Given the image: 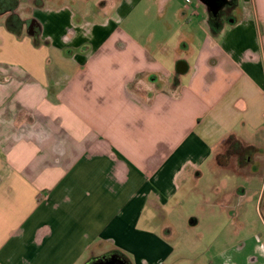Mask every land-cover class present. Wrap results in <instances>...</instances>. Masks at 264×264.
Here are the masks:
<instances>
[{
	"label": "crops",
	"instance_id": "crops-1",
	"mask_svg": "<svg viewBox=\"0 0 264 264\" xmlns=\"http://www.w3.org/2000/svg\"><path fill=\"white\" fill-rule=\"evenodd\" d=\"M60 1L31 8L45 13L38 45L0 14V264H134L129 253L153 264L160 241L134 227L152 193L167 204L184 174L219 163L227 138L251 145L264 131V0H229L218 19L178 0L181 30L199 15L206 27L174 95L144 81L169 71L122 38L125 4L88 21L90 0Z\"/></svg>",
	"mask_w": 264,
	"mask_h": 264
},
{
	"label": "rangeland",
	"instance_id": "rangeland-1",
	"mask_svg": "<svg viewBox=\"0 0 264 264\" xmlns=\"http://www.w3.org/2000/svg\"><path fill=\"white\" fill-rule=\"evenodd\" d=\"M44 1L52 9L61 5L60 0ZM36 2L20 0L15 12L23 20L34 16L45 19L43 11H32ZM122 4L124 12L118 11L122 38L127 35L146 44L169 71L167 78L154 74L144 81L150 86L172 89L173 95L175 89L171 85L176 84L179 92L188 81L196 56V48L190 41L199 42L205 33L202 16L198 17L197 30L195 24L191 30L187 27L181 30L178 0H90L86 8L97 15L90 14L85 20L100 21L99 14L113 17ZM85 33V38H89L92 32ZM87 47L85 51L90 55L92 51ZM180 61L188 63L184 73L178 72ZM245 141L252 143L255 154L248 165L236 164L234 159L229 165L211 160L198 171L187 172L178 179V192L167 204L157 205L159 197L152 193L146 209L148 221L134 227L147 230L160 241L157 254L148 255L157 259L153 264H264V131ZM239 142L241 148L249 146ZM222 159L226 161V156ZM137 250L141 251L138 246ZM129 255L134 264H145L137 254Z\"/></svg>",
	"mask_w": 264,
	"mask_h": 264
},
{
	"label": "trees",
	"instance_id": "trees-1",
	"mask_svg": "<svg viewBox=\"0 0 264 264\" xmlns=\"http://www.w3.org/2000/svg\"><path fill=\"white\" fill-rule=\"evenodd\" d=\"M20 3V0H0V14L5 15V25L9 31L12 33L20 36L22 33L25 32V22L26 20H23L15 11L16 8H18ZM34 39V43L38 45L39 43V30L36 28V34L32 35ZM239 140H236L232 136L227 138L223 144H222V149L224 147V151L221 152L218 155V161L219 163L223 164L222 157L225 155V152L235 149L238 151V153L242 152L243 150L249 154L250 156L253 155L254 150L252 146H245L243 148L240 147L239 145ZM106 257V256H105ZM104 258V257H102Z\"/></svg>",
	"mask_w": 264,
	"mask_h": 264
},
{
	"label": "water",
	"instance_id": "water-1",
	"mask_svg": "<svg viewBox=\"0 0 264 264\" xmlns=\"http://www.w3.org/2000/svg\"><path fill=\"white\" fill-rule=\"evenodd\" d=\"M206 4L211 12L218 14V12L229 3V0H201ZM28 33L30 35L36 34V27L38 26L36 19H29L26 21ZM178 72L184 73L188 69V63L186 61H180L177 64ZM93 264H125L117 256H106L101 261Z\"/></svg>",
	"mask_w": 264,
	"mask_h": 264
},
{
	"label": "flooded vegetation",
	"instance_id": "flooded-vegetation-1",
	"mask_svg": "<svg viewBox=\"0 0 264 264\" xmlns=\"http://www.w3.org/2000/svg\"><path fill=\"white\" fill-rule=\"evenodd\" d=\"M229 4H230V1H229V3L226 6H224L218 12V14H214L213 12H211L212 16L215 17V18H217V19L218 18H221L230 9V5ZM25 28H27L26 22H25ZM254 155L251 157L244 150L242 152L238 153V151H236L235 149H231V150L227 151V153L225 152V155L224 156H226V161H224L223 159L222 160H223V164H228L229 165L230 162H231V159H234L236 164L237 163H240V164H243L244 166H246V165L249 164V162L251 160H254Z\"/></svg>",
	"mask_w": 264,
	"mask_h": 264
}]
</instances>
